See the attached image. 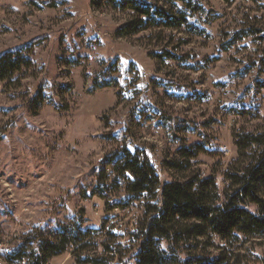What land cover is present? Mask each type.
<instances>
[{
    "label": "rangeland",
    "instance_id": "rangeland-1",
    "mask_svg": "<svg viewBox=\"0 0 264 264\" xmlns=\"http://www.w3.org/2000/svg\"><path fill=\"white\" fill-rule=\"evenodd\" d=\"M92 1L0 0V54L30 47L35 63L19 85L0 82V264L74 221L127 243L147 198L116 188L106 162L122 149L162 185L210 178L221 193L238 137L264 134V0H142L187 18L126 37L134 13ZM181 147L202 152L178 172L168 161ZM115 201L126 208L111 211ZM231 246L264 264V237Z\"/></svg>",
    "mask_w": 264,
    "mask_h": 264
},
{
    "label": "trees",
    "instance_id": "trees-1",
    "mask_svg": "<svg viewBox=\"0 0 264 264\" xmlns=\"http://www.w3.org/2000/svg\"><path fill=\"white\" fill-rule=\"evenodd\" d=\"M102 2L112 10L134 13L136 22L120 28L117 33L121 37L140 32L148 23L174 27L187 18L185 8L173 15L152 9L142 0H93L92 4L100 6ZM32 55L30 47L0 54V82L18 84L29 77L35 66ZM41 98L39 91L34 114L42 104ZM235 145L238 158L226 173L228 184L221 193L210 178L185 177L162 185L143 156L122 149L106 162L115 176L116 188L131 199L147 198L142 219L129 233L127 243H121L113 233L84 228L74 221L59 227L50 237L21 245L6 255L3 264H49L66 252L73 254L76 264H127L128 260L132 264H243L245 256L238 253L242 247L231 245L264 237V134H242ZM177 152L182 161H168V166L180 172L188 170L190 160L202 151L199 147H181ZM126 206L115 201L110 208L122 210ZM215 239L226 246L216 245ZM206 247L218 251L210 254L204 251Z\"/></svg>",
    "mask_w": 264,
    "mask_h": 264
}]
</instances>
